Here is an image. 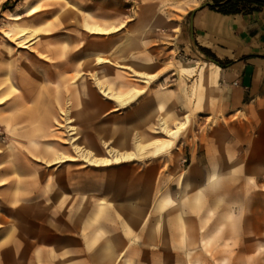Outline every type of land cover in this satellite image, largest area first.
<instances>
[{
  "label": "rangeland",
  "instance_id": "1",
  "mask_svg": "<svg viewBox=\"0 0 264 264\" xmlns=\"http://www.w3.org/2000/svg\"><path fill=\"white\" fill-rule=\"evenodd\" d=\"M186 2L196 0H0V150L8 157L3 167H17V207L0 201V213H17V223L5 219L1 245L13 241L8 231L17 230V241L37 235L45 243L48 226L56 222L64 221L69 229L83 221L91 225L108 221V201L142 204L180 197L192 200L196 220L177 223L181 237L158 242L152 236L160 230L159 222L167 219L165 207H136L128 223L133 227V246H141L142 220L149 213L145 224L151 231L146 244L150 253L103 259L111 257L116 264H264V160L255 159L261 154L252 143L256 131L242 125L238 115H200L179 98L170 105H157V92L162 88L186 93L195 81V76L176 72L179 65L199 63H179L175 44L172 50L163 47L166 42L175 43V37L166 34L172 31L166 23L169 18L180 20L179 8L183 10ZM154 21L159 27L153 32L149 26L144 35L156 43L129 51L132 57L166 63L165 77L131 105L104 113L102 105L109 98L101 87L123 91L127 78L137 74L121 57L95 56L94 49L117 34V41H123L120 35L123 32L125 37L131 25L141 28ZM96 23L123 27L118 33H102L105 30ZM96 27L102 30L97 32ZM103 71H111L112 77H97ZM56 73H64L68 80L64 84L54 80ZM180 104L183 109L178 108ZM187 116L188 127L166 154L106 167L93 165L90 150L95 152V147H99L98 156H106L102 159L119 156L111 153V146L126 127L132 125L129 150L134 151L137 139L147 142L169 137L161 130L163 118L175 128ZM109 125L114 131H98ZM205 150L220 153L217 161H223L228 172L225 189L204 190L200 175L196 177L199 184L187 181L182 189L187 171L174 165L176 158L183 157L182 165L187 167L190 154ZM63 156L78 160L56 163ZM165 158H169L166 171L147 169L150 160L163 163ZM205 204L212 223L204 221ZM206 227L211 231L205 233ZM24 247L21 262H28L29 248ZM159 248L190 252L159 255Z\"/></svg>",
  "mask_w": 264,
  "mask_h": 264
},
{
  "label": "crops",
  "instance_id": "2",
  "mask_svg": "<svg viewBox=\"0 0 264 264\" xmlns=\"http://www.w3.org/2000/svg\"><path fill=\"white\" fill-rule=\"evenodd\" d=\"M191 3L193 2H186L183 10L179 8L182 14L178 22H172L171 18L167 20L166 25L172 27L170 29L172 31H168L166 34L175 37V39L172 38L175 43L166 42L163 47H168L170 48L169 50H172L171 45L175 44L176 51L179 53V58L177 59L179 63L183 61L199 63L194 66L179 65L176 72L180 76H195V81L192 88L190 84V92L188 90L186 93L177 88H162L157 92V105H170V101L179 98L180 102L187 101L185 103H190V109L200 115H238L242 119L240 121L242 125L253 128L256 131L257 135L253 138L252 143L254 149L261 150V154L255 159L264 160V6L260 10L247 14H224L209 7L213 0H196L194 4ZM94 25L102 27L105 30L102 33L111 32L112 34L114 32L118 33L119 28L123 27L116 25L113 28V24L104 23H96ZM149 26H152V31L154 32L159 27V24L157 25L154 21L151 24H142L141 28H133L135 26L131 25V29L130 26L129 29L127 28L125 37H123L122 32L124 29H121L122 35L120 37L122 36L123 41H117L119 37L117 34L109 37L104 46L101 45L94 49L95 56H103L109 53V56L114 59L121 57L127 67L133 69L137 74L132 75V78H127L128 86L123 91L112 90L110 88L112 86L101 87L103 94L109 98L102 105L103 109H105L104 113L112 112L117 107L125 108L131 105L143 94L149 93L150 89H154L156 80L165 77L164 75L167 71L165 70L166 63L161 64L158 61L151 60L149 57L138 58L139 56H131V51L135 46L143 50L147 42L156 43L155 39L149 37V35H144ZM95 30L99 32L102 29L96 27ZM174 30L175 32H173ZM110 72H100L97 77L101 78L102 75L112 77L113 73ZM176 73L172 72V74ZM52 78L58 80L61 84L68 80L64 73L53 74ZM134 80H138L141 83L134 82ZM136 91H141L139 97L125 106L121 104L119 96L127 97ZM147 101L150 103L151 98L147 97ZM180 107L184 108L181 104L178 105V108ZM187 119L190 121L189 116H187L178 125ZM160 126L162 131H164V126L170 128L168 118H163ZM105 130L114 131V127L109 125L108 128L104 126L98 128V131ZM132 135L131 125L125 128L120 140L115 141V145L111 146L113 153L121 155L132 152V150H129L132 145ZM150 141L152 140L147 142ZM95 150V152L94 150L90 151L94 158L102 159L106 157L96 154L99 151V147H95ZM6 158L8 157L4 154V151L0 150V201L9 206L17 207V167H3L2 164ZM143 159L133 158V160ZM181 159L177 157L174 165L176 163L179 168L187 171L182 189H184L187 181L190 185L192 183L199 184L196 178L198 175L204 177L203 183H201L204 190L223 191L225 189L228 172L224 162L217 161L220 159L219 152L205 150V152L200 154L199 152L192 153L190 154V163L187 167L182 165ZM67 160L78 159L76 157L66 158L63 156L57 159L56 163ZM133 160H121L120 163ZM167 160L169 158H165L163 163L160 160H150L146 167L149 171H166ZM114 163L118 164L119 162ZM93 165L106 167L103 164L96 165L94 163ZM163 189H166V185ZM107 203V207H111L108 210L110 212L108 221H101L93 225L83 221V223L69 229H67L64 221L56 222L55 225L49 224V238H47L45 243L37 235L30 236L28 240L17 241V230L8 231L13 241H11L9 246L0 244V264H116L113 258L103 259V256L121 257L131 253L149 254L150 251L146 244L151 238V231L149 225L145 224L149 213L142 220L141 246L137 248L133 246V227L128 226V223H132V217L129 213L137 209L136 207L149 209L152 206H157L159 210L165 207L164 211L167 219L165 222H159L162 226L156 236H152L158 242L166 238L175 239L181 237L183 232L179 230L178 222L190 224L196 221L192 216V200H185L180 197L158 199L157 201H149L142 204L127 201H108ZM98 205L102 206V204ZM202 206L204 207V221L212 223L213 220H208L207 218L209 205L205 204ZM171 208L173 210L170 211ZM5 219L17 223V213L7 215L1 212L0 229L5 225ZM206 228L205 233L211 231L210 228ZM4 234L6 233L0 230L1 239L5 238ZM23 247L24 249L26 247L29 248L30 256L28 262H21ZM189 252L190 250L187 248L182 250L159 248L156 253L159 255H185L189 254Z\"/></svg>",
  "mask_w": 264,
  "mask_h": 264
},
{
  "label": "bare ground",
  "instance_id": "3",
  "mask_svg": "<svg viewBox=\"0 0 264 264\" xmlns=\"http://www.w3.org/2000/svg\"><path fill=\"white\" fill-rule=\"evenodd\" d=\"M140 94H141V91H136L130 96H127V97L119 96L118 98L121 104L125 106L129 104L135 98L139 97ZM188 123H189V119H187L185 122L180 123L176 128H169L168 126H164L163 130L169 135V137L167 138L158 137V138L153 139L150 142H143L141 140H137L136 150L132 152H128V153H123L117 156L115 160L109 157L106 159L95 158L92 160V162L96 163V165L103 164V165L108 166V165L113 164L114 161L120 163L121 160L127 161L133 158L143 159V158H147L151 156H159L161 154H164L170 151L171 149H173L176 143V140L181 136L183 131L187 128Z\"/></svg>",
  "mask_w": 264,
  "mask_h": 264
},
{
  "label": "trees",
  "instance_id": "4",
  "mask_svg": "<svg viewBox=\"0 0 264 264\" xmlns=\"http://www.w3.org/2000/svg\"><path fill=\"white\" fill-rule=\"evenodd\" d=\"M263 6L264 0H213V3L209 5L212 9L224 14H247L260 10Z\"/></svg>",
  "mask_w": 264,
  "mask_h": 264
}]
</instances>
